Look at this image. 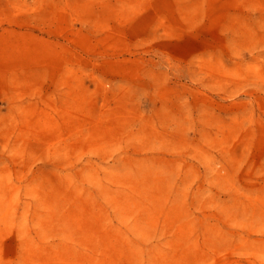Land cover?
I'll list each match as a JSON object with an SVG mask.
<instances>
[{
	"label": "rangeland",
	"instance_id": "374dc122",
	"mask_svg": "<svg viewBox=\"0 0 264 264\" xmlns=\"http://www.w3.org/2000/svg\"><path fill=\"white\" fill-rule=\"evenodd\" d=\"M0 264H264V0H0Z\"/></svg>",
	"mask_w": 264,
	"mask_h": 264
}]
</instances>
